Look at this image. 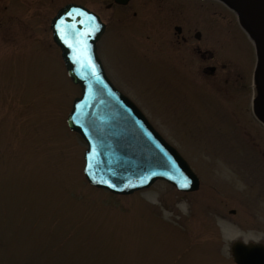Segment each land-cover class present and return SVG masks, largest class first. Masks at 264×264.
<instances>
[{
	"label": "rangeland",
	"instance_id": "rangeland-1",
	"mask_svg": "<svg viewBox=\"0 0 264 264\" xmlns=\"http://www.w3.org/2000/svg\"><path fill=\"white\" fill-rule=\"evenodd\" d=\"M38 1L0 0V264H236L234 241L264 242L256 52L236 15L210 0L115 10L98 44L108 77L201 179L196 192L159 181L119 196L84 178L86 144L67 125L80 88L49 30L58 5Z\"/></svg>",
	"mask_w": 264,
	"mask_h": 264
},
{
	"label": "water",
	"instance_id": "water-1",
	"mask_svg": "<svg viewBox=\"0 0 264 264\" xmlns=\"http://www.w3.org/2000/svg\"><path fill=\"white\" fill-rule=\"evenodd\" d=\"M219 1L237 13L255 44L256 97L253 100V92L252 106L264 124V0ZM52 27L68 74L82 89L67 122L88 144L84 156L88 181L121 195L149 188L158 180L181 191L198 190L200 179L187 160L107 76L97 54V41L105 29L99 17L84 7L69 5ZM231 252L236 264H264L262 242L237 240Z\"/></svg>",
	"mask_w": 264,
	"mask_h": 264
},
{
	"label": "flooded vegetation",
	"instance_id": "flooded-vegetation-1",
	"mask_svg": "<svg viewBox=\"0 0 264 264\" xmlns=\"http://www.w3.org/2000/svg\"><path fill=\"white\" fill-rule=\"evenodd\" d=\"M20 1H24V0H20ZM34 1L35 0H32V1L28 0V3H32ZM40 1H44L45 2L44 5L47 6L48 8L50 7V5L47 2H49V3L52 2L54 5H58L56 12L61 7H63L64 5L71 3V2L83 4V5L87 6L88 8H90L91 10L97 12L100 15L102 20L105 23H107V29L109 28V20H111V18H113V15L116 12L115 10L117 8L128 7L131 4H133V0H131L126 5H120V4L116 3L115 0H108V1H106V0H86V2H85V0H82V1H80V0H78V1H75V0H39L37 3H39ZM182 1H185V0H182ZM56 12H55V14H56ZM135 13H136V11L134 12V14ZM183 41H186L185 37H183ZM195 49H196V52L199 53V56L201 57L200 61L203 62L201 70H202L203 74H205L204 76H207L205 78L210 77L213 79H217L216 78L217 77V66L213 62V61H215V59L213 58L212 52H210L208 50H203L202 47L199 45H196ZM192 52H194V51H192ZM238 74H240V75L234 74L232 77H227L225 80V83L227 85L232 84V85L237 86L236 83H238V82L241 83L243 81L242 74L240 72H238ZM238 76H240V77H238ZM231 79H233L232 82H230ZM243 89H244V84L242 83L240 85V90L243 91ZM230 97H234V95H230ZM241 98H242V96H241Z\"/></svg>",
	"mask_w": 264,
	"mask_h": 264
}]
</instances>
